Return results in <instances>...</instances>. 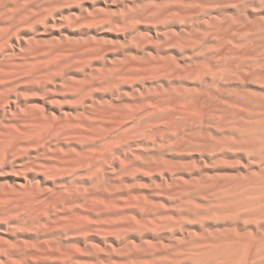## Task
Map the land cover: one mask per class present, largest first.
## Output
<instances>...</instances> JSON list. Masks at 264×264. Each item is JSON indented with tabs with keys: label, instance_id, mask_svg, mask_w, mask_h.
I'll return each mask as SVG.
<instances>
[{
	"label": "rangeland",
	"instance_id": "1",
	"mask_svg": "<svg viewBox=\"0 0 264 264\" xmlns=\"http://www.w3.org/2000/svg\"><path fill=\"white\" fill-rule=\"evenodd\" d=\"M0 264H264V0H0Z\"/></svg>",
	"mask_w": 264,
	"mask_h": 264
}]
</instances>
